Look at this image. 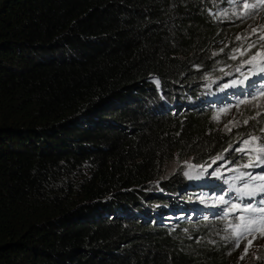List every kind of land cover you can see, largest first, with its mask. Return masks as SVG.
I'll return each mask as SVG.
<instances>
[{
	"label": "trees",
	"instance_id": "16d2710c",
	"mask_svg": "<svg viewBox=\"0 0 264 264\" xmlns=\"http://www.w3.org/2000/svg\"><path fill=\"white\" fill-rule=\"evenodd\" d=\"M243 4L0 0V264H232V219L191 208L264 146V112L212 122L264 92L247 95L264 40L236 37ZM176 156L207 184L170 172Z\"/></svg>",
	"mask_w": 264,
	"mask_h": 264
},
{
	"label": "rangeland",
	"instance_id": "374dc122",
	"mask_svg": "<svg viewBox=\"0 0 264 264\" xmlns=\"http://www.w3.org/2000/svg\"><path fill=\"white\" fill-rule=\"evenodd\" d=\"M246 3L250 5L247 8L244 7ZM251 5L256 6L251 7ZM241 11L243 14L248 13L252 19L242 24V32L241 34H237L236 37H245L248 40H251L258 34H262L264 36V0H244ZM262 51L263 50H258L257 52L253 51L251 54L255 56V59L253 60L252 58H248V61L245 60V62H248L246 63L247 66H263L264 53L260 55ZM246 57L247 55L244 53L243 60ZM237 88H239V86H234V89ZM227 91H232V89L226 90L225 92ZM220 98L224 102L229 103L230 101V99L225 95H222ZM238 104L232 108L226 107V109H218L217 114L212 119L214 126H216V128L221 130L223 133H229L232 130L235 133V130H238L235 128L245 123L248 117L250 119L253 114L263 113L264 92L258 93L256 96L252 97H241L238 99ZM250 111H253V114H248ZM259 142L261 141L257 140V142H255V139L251 137V135L246 134L237 141V144H260ZM262 149H264V146L246 149L242 154L245 158H247L244 164L240 162L239 166L236 168V172L234 174H230V180L234 181L231 183V187L233 188L235 198L227 196L224 194L225 192L222 191H213L209 192L207 196H202L203 198H200V200H198L199 202L194 204L191 208V211H193L199 218H204L199 216L204 213L209 217L212 216L213 213L219 212L221 213L220 215L226 213V215H229V218L232 219V222L227 229V233L233 234L236 237L235 244L239 245H236L234 248L235 254L233 261L231 262L232 264H245L246 262L256 263L261 254L264 257V223H260V218L264 217V212L252 211V209L264 208V178H262L264 177V169L261 171L254 169L258 156L264 154ZM261 158L264 157L261 156ZM180 159L182 161L181 163ZM180 159L176 156L173 162L169 163L168 167L170 172L174 170L176 171L178 167L182 166L184 167L185 175L188 178L186 182L189 185L197 183L202 185H205L204 183L207 184L206 180L209 178L208 171L210 170V172H212L209 167L194 164L191 161V158L188 157H182ZM224 162H226V160H224L223 163ZM243 171H246V173H243ZM243 197H247L248 201L244 202L242 199ZM252 197L255 198V200ZM257 200L261 203L258 204ZM253 201H256L255 205H249L250 202ZM199 203L202 204V207H197ZM184 213L180 212L177 215L184 216L186 215V213ZM252 221L255 222L250 223ZM244 225H247L249 228L253 229V231H251V233L245 231L243 227ZM248 241H251V245H249ZM246 249L247 251H245Z\"/></svg>",
	"mask_w": 264,
	"mask_h": 264
},
{
	"label": "snow or ice",
	"instance_id": "6c2138e0",
	"mask_svg": "<svg viewBox=\"0 0 264 264\" xmlns=\"http://www.w3.org/2000/svg\"><path fill=\"white\" fill-rule=\"evenodd\" d=\"M250 5H248L247 3L244 5V7H249ZM256 5H251V7H255ZM260 39L261 40H264V36H262V37H260ZM251 46H254V45H251ZM252 59L254 60L255 59V56L254 57H252ZM262 151H264V149H262ZM262 178H264V177H262ZM252 211H261V212H264V208H261V209H252ZM255 221H252V222H250V223H254ZM260 223H264V217H261L260 218ZM244 227V230L245 231H247V232H249V233H251V231H253V229H251V228H249L247 225H244L243 226ZM248 243H249V245H251V241H248ZM237 246H239L238 244H237ZM245 251H247V249L245 250Z\"/></svg>",
	"mask_w": 264,
	"mask_h": 264
},
{
	"label": "bare ground",
	"instance_id": "6f19581e",
	"mask_svg": "<svg viewBox=\"0 0 264 264\" xmlns=\"http://www.w3.org/2000/svg\"><path fill=\"white\" fill-rule=\"evenodd\" d=\"M242 12V11H241ZM261 46V45H260ZM251 59V58H250ZM245 60H247V59H245ZM243 62V61H242ZM245 62V61H244ZM246 63H248V62H245L244 64H242V65H245ZM247 65V64H246ZM250 65V64H249ZM262 75H263V73H262ZM263 80H264V78H262V77H257V76H254L253 77V79H252V82H253V84H254V86H257V87H253V91L255 92V90L257 89V88H261V85H262V82H263ZM263 88V87H262ZM261 90V89H260ZM257 92V91H256ZM260 93V92H259ZM232 102V101H231ZM230 104V103H229ZM243 142V141H242ZM245 149V148H244ZM243 150V149H242ZM241 150V151H242ZM240 151V152H241ZM243 152H244V150H243ZM225 188V187H224Z\"/></svg>",
	"mask_w": 264,
	"mask_h": 264
},
{
	"label": "clouds",
	"instance_id": "9594fccd",
	"mask_svg": "<svg viewBox=\"0 0 264 264\" xmlns=\"http://www.w3.org/2000/svg\"><path fill=\"white\" fill-rule=\"evenodd\" d=\"M225 215H226V213H224ZM199 216H201V215H199Z\"/></svg>",
	"mask_w": 264,
	"mask_h": 264
}]
</instances>
